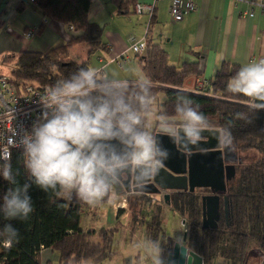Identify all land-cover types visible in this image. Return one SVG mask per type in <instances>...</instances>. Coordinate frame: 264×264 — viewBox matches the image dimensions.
<instances>
[{
  "label": "trees",
  "instance_id": "16d2710c",
  "mask_svg": "<svg viewBox=\"0 0 264 264\" xmlns=\"http://www.w3.org/2000/svg\"><path fill=\"white\" fill-rule=\"evenodd\" d=\"M34 1L48 18L71 25L80 34L43 52L23 50L6 55L5 60L14 63L8 77L16 87L34 84L44 89L52 88L80 68H91L90 58L98 50L108 51L103 27L89 17L92 0ZM116 1L126 12H130V7H134L136 2ZM77 44H81L85 52L80 59L72 54ZM140 61L146 79L152 83L156 99L162 94L167 97L158 112L176 118L177 98L186 96L200 105V110L213 127L230 129L234 138L232 147L239 157L250 150L259 152L260 156L253 162L237 165V173L222 195L216 228L203 226L202 193L174 191L170 197L172 207L186 218V245L200 253L205 264H213V259L218 256L230 264H244L250 242L264 252V110L252 108L253 98L227 90L229 80L245 65L223 61L214 78L209 79L206 93H199L184 88V81L189 75L202 76L198 62H187L178 68L170 62L168 52L152 41L148 42L147 52L140 55ZM237 113H244L246 119L238 118ZM7 161L18 173L19 184L32 183L30 195L34 211L26 220H8L0 212V227L11 223L20 234L18 242L10 248L0 242V264H42V248L57 251L60 264H84L86 260L97 264L114 254L115 235L121 226L119 221L98 231L83 229L85 202L74 194L69 199L52 190L45 192L35 185L25 168L22 148L14 149ZM12 187L15 186L0 177V205L4 194ZM116 190L118 194L125 193L121 182ZM138 196L137 207L152 198L143 193ZM131 204H134L133 201ZM159 217L158 214L153 219L160 220ZM164 234L161 220L157 229L148 225V237L160 242L165 257L167 237Z\"/></svg>",
  "mask_w": 264,
  "mask_h": 264
},
{
  "label": "clouds",
  "instance_id": "9594fccd",
  "mask_svg": "<svg viewBox=\"0 0 264 264\" xmlns=\"http://www.w3.org/2000/svg\"><path fill=\"white\" fill-rule=\"evenodd\" d=\"M227 90L253 98L252 108L264 110V59L240 68ZM41 114L31 129L20 128L17 143L23 149L25 168L41 190H52L71 199L73 194L88 205L116 196L115 188L125 174L143 188L159 175L171 152L160 136L191 150L213 126L200 105L179 96L175 119L160 113L149 79L101 76L94 68H80L58 81L40 99ZM236 116L246 119L244 113ZM155 124L157 131H153ZM221 146L230 149L233 136L225 128L217 133ZM7 157L0 156V177L15 187L3 196L0 212L8 220H26L33 213L32 183L19 184ZM19 230L11 223L0 227V242L11 247ZM182 238L177 243L182 245ZM152 264H166L158 240L146 235L135 244ZM84 264H94L90 260Z\"/></svg>",
  "mask_w": 264,
  "mask_h": 264
},
{
  "label": "crops",
  "instance_id": "0c3cea01",
  "mask_svg": "<svg viewBox=\"0 0 264 264\" xmlns=\"http://www.w3.org/2000/svg\"><path fill=\"white\" fill-rule=\"evenodd\" d=\"M172 1L159 0L151 18L144 13H136L132 6L130 12H126L116 0L91 1L89 17L103 27L108 47V51H97L96 70L101 76L127 79L130 82L146 79L141 67V53L138 59H133L136 51L132 49L129 39L131 36L142 39L146 34L148 42L160 44L168 52L170 62L178 68L187 62L199 63L202 76L191 74L184 81V88L189 91L197 90L200 79L214 78L225 60L247 65L264 59V0H192L196 9L179 21L173 20L170 15ZM0 23V53L7 55L23 50L43 52L80 34L70 29L69 25L48 18L33 0H0ZM32 26H39L40 31L32 37H26V31ZM73 54L78 59L85 56ZM115 64L119 65L120 71ZM166 99L163 94L156 99L157 110ZM155 129L153 124L151 130ZM197 182L206 183L202 176ZM124 190V194H118L115 188L114 199L105 198L106 203L97 204L107 205V218L98 221L91 229L98 231L114 226L118 221L122 223L129 211L137 214L133 206L140 192ZM196 192L211 193V190L198 187ZM164 193L151 194V200L145 202H150L153 217L160 215L167 243L169 240L174 243L182 237L181 225L186 218L172 207L171 202L164 200ZM132 201L134 204H131ZM184 225L187 228L186 221ZM81 226L87 230L83 226V218ZM119 232L124 236L121 235L118 240ZM127 232L123 228L119 229L115 235L114 254L97 264H152L143 251L135 247L143 236L137 239L135 231ZM182 243L186 244L184 241ZM40 256L42 264H60L59 253L50 248H42Z\"/></svg>",
  "mask_w": 264,
  "mask_h": 264
},
{
  "label": "water",
  "instance_id": "95a60500",
  "mask_svg": "<svg viewBox=\"0 0 264 264\" xmlns=\"http://www.w3.org/2000/svg\"><path fill=\"white\" fill-rule=\"evenodd\" d=\"M220 131L221 129L216 127L205 131L200 145L192 147L191 150L173 144L168 136H160L171 156L159 175L149 180L143 188H139L131 176L125 174L120 181L122 186L128 192L146 195L161 194L165 191L164 200L168 203L173 190L195 192L198 187H208L211 193H202L203 226L216 228L221 214L222 195L227 192L229 181L236 175V163L241 161L233 147L227 149L219 144L217 133ZM201 176L206 183L197 182ZM186 240L185 231L183 241ZM254 251L264 264V252L260 248ZM165 260L166 264H204V257L200 253L184 243H171L170 240L166 245Z\"/></svg>",
  "mask_w": 264,
  "mask_h": 264
},
{
  "label": "built area",
  "instance_id": "2783aa9c",
  "mask_svg": "<svg viewBox=\"0 0 264 264\" xmlns=\"http://www.w3.org/2000/svg\"><path fill=\"white\" fill-rule=\"evenodd\" d=\"M34 1V0H33ZM159 0L151 2L137 1L134 4L136 13H144L149 18L155 14ZM196 5L192 0H173L170 6V15L173 20H182L185 14L194 11ZM252 14V13H251ZM46 21V18L44 19ZM70 29H74L69 25ZM40 30L39 26H32L26 31V37H32ZM131 47L134 51L144 54L148 50L147 34L142 39L131 36ZM209 80L198 81L197 92L206 93ZM51 88H41L34 84H27L23 87H16L8 75H0V155L11 157L14 149L22 148L18 145L17 132L20 128L30 130L32 123L41 114L40 99ZM185 223V221H184Z\"/></svg>",
  "mask_w": 264,
  "mask_h": 264
},
{
  "label": "rangeland",
  "instance_id": "374dc122",
  "mask_svg": "<svg viewBox=\"0 0 264 264\" xmlns=\"http://www.w3.org/2000/svg\"><path fill=\"white\" fill-rule=\"evenodd\" d=\"M73 53L75 54L79 53L84 56L85 52H84L83 46L81 44H78L77 46H75V50L72 51V54ZM138 54H139L138 52L136 53L134 52L133 59H138L139 58ZM6 55L7 53H0V75H9L11 72V69L14 66L13 62L5 60ZM97 56H98L97 52L92 55L91 61H90L91 68H94V69L97 68L98 66ZM115 65H116L115 67H118L120 71L119 65L117 64ZM109 68L111 67L109 66ZM259 156H260L259 152H257L256 150H250L249 152L244 153L242 156H240L241 161L239 162V164L240 165L249 164L253 162L255 159H257ZM106 201L107 200L105 199L101 203H106ZM150 206H151L150 202H144V204L139 207L134 205L133 209L137 212V214L134 213L133 211H129L125 219L122 221V223H120L121 225L120 228H123L125 231H128L127 233L131 231H135L134 233L137 239H139L141 236L146 235L149 224H150V227L153 226L157 229L160 220H157L156 218L153 219L152 212H150ZM106 215H107V205L106 204L98 206L97 204L88 205L86 203L82 211L84 228H86L87 230L93 228L94 226L98 224V221L100 222L104 218H107ZM137 215H138V219H137ZM158 219H160V217ZM181 229H182L181 238L183 239L185 230L186 231L188 230L187 228H185V225L183 222L181 225ZM121 235L122 237L124 236L122 232H119L117 234L118 240L121 238ZM256 249H258V247H256L253 244V242H250L248 245V254H247L248 256L244 264H258V262L259 264H262L260 256L258 255V253L254 251ZM213 264H230V263L225 258L218 256L213 259Z\"/></svg>",
  "mask_w": 264,
  "mask_h": 264
},
{
  "label": "flooded vegetation",
  "instance_id": "af4514ba",
  "mask_svg": "<svg viewBox=\"0 0 264 264\" xmlns=\"http://www.w3.org/2000/svg\"><path fill=\"white\" fill-rule=\"evenodd\" d=\"M155 131H156V129H155ZM155 131H154V132H155ZM238 164H239V162L236 163V173H237V165H238ZM174 191H176V190H173L172 192H174Z\"/></svg>",
  "mask_w": 264,
  "mask_h": 264
}]
</instances>
